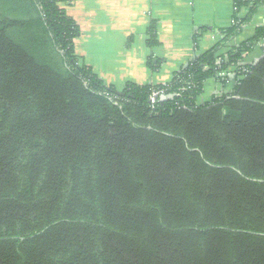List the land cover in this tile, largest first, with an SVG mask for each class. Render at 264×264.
Segmentation results:
<instances>
[{"label": "trees", "instance_id": "1", "mask_svg": "<svg viewBox=\"0 0 264 264\" xmlns=\"http://www.w3.org/2000/svg\"><path fill=\"white\" fill-rule=\"evenodd\" d=\"M67 2L0 0V264H264V26L222 53L264 0L122 95L79 62ZM208 80L233 86L197 104Z\"/></svg>", "mask_w": 264, "mask_h": 264}, {"label": "crops", "instance_id": "2", "mask_svg": "<svg viewBox=\"0 0 264 264\" xmlns=\"http://www.w3.org/2000/svg\"><path fill=\"white\" fill-rule=\"evenodd\" d=\"M66 15L80 30L74 40L75 55L105 85L117 92L125 85H164L175 72L184 68L194 56L212 48L221 40L218 32L232 26L234 15L246 17V9L235 14L234 0H67ZM156 32L155 45L150 42V28ZM264 26V4L236 37H231L222 53L252 38ZM204 29V30H203ZM264 50L261 41L244 63L251 64ZM260 51V52H259ZM151 64V65H149ZM229 69V77L233 75ZM223 88L214 80L204 84L197 104L208 101L232 88Z\"/></svg>", "mask_w": 264, "mask_h": 264}, {"label": "rangeland", "instance_id": "3", "mask_svg": "<svg viewBox=\"0 0 264 264\" xmlns=\"http://www.w3.org/2000/svg\"><path fill=\"white\" fill-rule=\"evenodd\" d=\"M260 52V51H259ZM264 54V50L263 51H261L257 56H256V58H255V60H254V64L257 62V61H259V59L261 58V56ZM204 98H207L208 97V87H205V90H204ZM199 102H201L202 101V97H199L198 99H197Z\"/></svg>", "mask_w": 264, "mask_h": 264}, {"label": "water", "instance_id": "4", "mask_svg": "<svg viewBox=\"0 0 264 264\" xmlns=\"http://www.w3.org/2000/svg\"><path fill=\"white\" fill-rule=\"evenodd\" d=\"M263 55H264V54H263ZM263 55L261 56V58L263 57ZM261 58H260V59H261ZM190 61H191V60H189V62H190ZM257 62H258V61H257ZM257 62H256V63H257ZM187 65H188V63L184 65V68H186ZM117 93L122 95V93H120V92H117Z\"/></svg>", "mask_w": 264, "mask_h": 264}, {"label": "built area", "instance_id": "5", "mask_svg": "<svg viewBox=\"0 0 264 264\" xmlns=\"http://www.w3.org/2000/svg\"><path fill=\"white\" fill-rule=\"evenodd\" d=\"M157 94V92L153 91L151 96L155 97Z\"/></svg>", "mask_w": 264, "mask_h": 264}]
</instances>
